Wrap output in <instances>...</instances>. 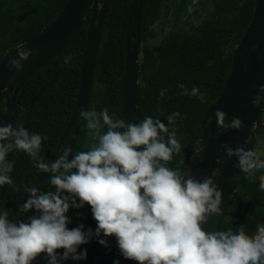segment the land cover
Here are the masks:
<instances>
[{
  "label": "clouds",
  "instance_id": "clouds-1",
  "mask_svg": "<svg viewBox=\"0 0 264 264\" xmlns=\"http://www.w3.org/2000/svg\"><path fill=\"white\" fill-rule=\"evenodd\" d=\"M33 55L34 50L19 47L8 70L19 73ZM179 87L181 95L206 102L205 93L197 87ZM165 91H160L161 97ZM262 97L264 81H258L250 100L256 104ZM80 117L95 143L84 151L61 147L54 161L40 155L42 140L47 137L22 125L0 122V187L13 184L14 162L7 157L14 151L31 157L35 168L49 174L52 186L50 191L25 186L29 195L16 211L24 219L11 220L9 211L0 209V264H34L41 254L46 264L84 261L87 249L83 246L95 239L107 247L108 237L115 238L125 260L137 264H264V224H257L251 235L244 222L202 227L210 214L221 211L222 190L215 182L220 170L198 180L168 166L173 154L182 150L177 139V119H183L179 111L166 117L167 124L152 116L138 123L125 122L106 107L82 110ZM214 117L217 128L225 131L242 124L239 115L229 116L222 109ZM212 121L209 116L208 126ZM199 145L197 156L204 151ZM221 147L246 174L264 170L262 153L248 139L234 146L222 143ZM217 163L223 159L218 158ZM259 181V189L264 191V175ZM86 205L91 208L95 229L83 223L70 228V209ZM32 210L35 214L29 215Z\"/></svg>",
  "mask_w": 264,
  "mask_h": 264
},
{
  "label": "trees",
  "instance_id": "trees-1",
  "mask_svg": "<svg viewBox=\"0 0 264 264\" xmlns=\"http://www.w3.org/2000/svg\"><path fill=\"white\" fill-rule=\"evenodd\" d=\"M66 0H0V62L18 45L40 35L59 15ZM132 0H112L102 20L98 51L95 58L91 85L85 109L109 113L120 118L122 108V79L125 62V31ZM255 0H210L211 10L191 31L175 30L177 14L185 12L191 0H151L139 21V54L137 88L132 122L138 123L146 116L160 118L179 111L177 139L182 150L174 153L168 166L183 173L192 151L201 135V120L205 111L220 96L232 64L233 52L252 18ZM206 9V4H202ZM174 6V10L171 8ZM187 8L186 10H183ZM163 18V30L171 25L160 45L152 50L146 43L155 36L152 26ZM88 14L75 38L51 62L41 68L24 86L16 103V126H24L42 137L40 155L51 160L57 141L68 124L78 93L80 73L86 47ZM161 20V19H160ZM71 57L66 62V58ZM184 84L189 90L195 86L205 93L206 102L197 97L181 95ZM164 89L165 95L160 96ZM3 106V96L0 108ZM263 110L258 114V134L264 131ZM1 122V120H0ZM85 122L80 119L73 151H84L89 141ZM67 135L61 147L68 142ZM255 142V141H254ZM254 147V144L252 145ZM264 159L263 157H261ZM13 161L12 185L0 187V209L9 211L11 220L24 219L16 214L17 206L29 195L25 186H32L41 172L34 167L31 157L22 151L8 154ZM264 170L251 174L239 171L237 189L229 201L218 227L223 228L244 222L246 232L252 234L257 224H264V191L259 189V177ZM47 182L41 191H50ZM86 228L96 227L90 206L82 212ZM29 215H32L30 212ZM75 224H70V228ZM98 242L94 239L83 247L88 264L94 257ZM62 252V249L57 250ZM126 260L114 244L111 254L103 264ZM34 264H46L43 254ZM69 264V262H67Z\"/></svg>",
  "mask_w": 264,
  "mask_h": 264
},
{
  "label": "water",
  "instance_id": "water-1",
  "mask_svg": "<svg viewBox=\"0 0 264 264\" xmlns=\"http://www.w3.org/2000/svg\"><path fill=\"white\" fill-rule=\"evenodd\" d=\"M111 1L66 0L59 15L40 35L18 45L0 62V100L3 96L0 120L12 124L14 127L16 126V103L26 83L70 44L87 15H90L75 106L68 124L57 141L51 159L53 161L59 154L62 142L67 135L69 138L66 146L73 149L76 142L81 119L80 112L85 110L88 100L102 20ZM150 1L132 0L128 11L120 114V118H123L125 122H132L133 119L138 84L139 21L143 10ZM19 47L34 50L35 55L23 63L19 73L14 70L10 72L8 62L16 56ZM258 81H264V0L254 1L252 18L240 41L235 46L224 88L202 117L201 135L183 171L186 174L191 173L198 180H203L217 168L220 170L215 182L222 190L221 211L218 214H210L208 220L202 225L203 228L215 229L218 227L225 209L237 189L240 170L233 163L235 157L229 159L221 144L234 146L236 143H243L245 139H248L252 146L259 129L258 114L264 107V97L256 104L250 100L251 92ZM217 109H222L229 116L239 115L242 119L241 126L228 131L217 128L214 117ZM209 116H213L211 126L207 124ZM199 144L204 146V151L197 156L195 150L200 146ZM218 158H222L223 163L218 164ZM48 177L49 174L41 173L32 186L41 190ZM31 213L34 215L35 210H32ZM107 243V247L98 244L94 257L88 264H103L105 262L113 250L115 238L108 237ZM68 262L69 264H80V261L69 260ZM125 264H137V262L126 260Z\"/></svg>",
  "mask_w": 264,
  "mask_h": 264
},
{
  "label": "rangeland",
  "instance_id": "rangeland-1",
  "mask_svg": "<svg viewBox=\"0 0 264 264\" xmlns=\"http://www.w3.org/2000/svg\"><path fill=\"white\" fill-rule=\"evenodd\" d=\"M209 1L210 0H191L190 4H188L189 5L188 9L185 11L184 14L181 15L182 19L180 20L179 17L177 18L175 30L185 29V31H188V30L191 31V29L198 26L199 23L202 21V19L206 17L208 11L211 10V5L209 4ZM202 4L204 5L206 4V9L203 8ZM171 8L174 9V6H171ZM160 19L156 21V23L151 28L155 36L152 38H149L146 43V45L152 50L156 49L160 45L165 34L171 29V25H168L166 29L164 28L162 30L161 26L164 23V20L161 17ZM141 58H142V53L139 54V59ZM262 124L264 126V108H263V114H262ZM89 141L90 142H88L85 150L90 148L92 144L95 143V136L90 135V133H89ZM254 141H255L253 142L254 148L260 151L262 153L261 157L264 158V131L261 134H258V131H257ZM88 207L89 206L86 205L82 209H76V210L70 209L68 215L71 217L72 223H74L75 226H77L79 223L82 222V216H83L82 212L84 209H87Z\"/></svg>",
  "mask_w": 264,
  "mask_h": 264
},
{
  "label": "flooded vegetation",
  "instance_id": "flooded-vegetation-1",
  "mask_svg": "<svg viewBox=\"0 0 264 264\" xmlns=\"http://www.w3.org/2000/svg\"><path fill=\"white\" fill-rule=\"evenodd\" d=\"M101 1H102V0H100V2H101ZM186 9H187V8H184L183 10H186ZM173 10H174V9H173ZM184 13H185V12L178 13L176 18H178V17H179V18H180V20H181V19H182V18H181V15H182V14H184ZM160 21H161V20H160ZM162 25H163V24H162ZM167 26H168V25H166V26H165V29H166V27H167ZM161 27H162V26H161Z\"/></svg>",
  "mask_w": 264,
  "mask_h": 264
}]
</instances>
